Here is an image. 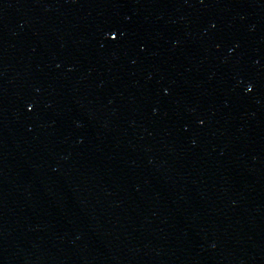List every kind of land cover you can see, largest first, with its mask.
<instances>
[{"label":"water","instance_id":"1","mask_svg":"<svg viewBox=\"0 0 264 264\" xmlns=\"http://www.w3.org/2000/svg\"><path fill=\"white\" fill-rule=\"evenodd\" d=\"M0 264H264V0H0Z\"/></svg>","mask_w":264,"mask_h":264}]
</instances>
